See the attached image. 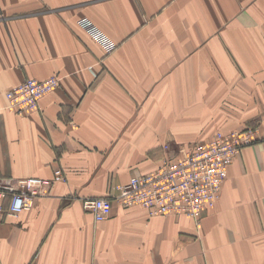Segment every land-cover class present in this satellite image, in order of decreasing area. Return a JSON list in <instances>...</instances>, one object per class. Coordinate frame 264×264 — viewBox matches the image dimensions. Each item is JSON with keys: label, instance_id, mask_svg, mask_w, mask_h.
I'll list each match as a JSON object with an SVG mask.
<instances>
[{"label": "crops", "instance_id": "0c3cea01", "mask_svg": "<svg viewBox=\"0 0 264 264\" xmlns=\"http://www.w3.org/2000/svg\"><path fill=\"white\" fill-rule=\"evenodd\" d=\"M55 76L38 111H8L7 91ZM263 116L264 0H0V180L49 182L17 215L2 202L0 264H264ZM247 128L258 140L198 225L116 200L131 177ZM90 198L111 200L105 220Z\"/></svg>", "mask_w": 264, "mask_h": 264}, {"label": "built area", "instance_id": "2783aa9c", "mask_svg": "<svg viewBox=\"0 0 264 264\" xmlns=\"http://www.w3.org/2000/svg\"><path fill=\"white\" fill-rule=\"evenodd\" d=\"M78 24L106 53L115 50V43L92 22L81 19ZM56 87L57 80L53 78L22 82L6 94L8 111L17 115L36 112L40 99ZM261 126L264 127V116ZM252 138L251 133L237 132L231 136L217 133L209 141L198 142L189 150L182 151L177 159L166 160L154 171L131 177L127 183L117 186L116 200L127 208L138 205L150 217L185 216L198 225L202 214L218 200L238 147L249 144ZM54 175L57 179L62 178L59 170ZM48 183L41 178L0 180V211L6 198H9L7 211L12 215L30 209L34 196L39 195ZM83 208L100 222L109 215L112 203L109 198H90L83 201Z\"/></svg>", "mask_w": 264, "mask_h": 264}, {"label": "rangeland", "instance_id": "374dc122", "mask_svg": "<svg viewBox=\"0 0 264 264\" xmlns=\"http://www.w3.org/2000/svg\"><path fill=\"white\" fill-rule=\"evenodd\" d=\"M51 78H53V79H55V80H57V87H58V85H59V79L55 76V77H49V78H47V79H51ZM27 80H31V78H28V79H26V80H24L23 82H25V81H27ZM32 80H36V79H32ZM46 80V79H45ZM38 81V80H37ZM43 81V80H42ZM56 87V88H57ZM55 88V89H56ZM54 89V90H55ZM10 91V90H9ZM9 91H7V93L9 92ZM6 93V94H7ZM47 95V94H46ZM45 96V95H44ZM43 96V97H44ZM7 99V98H6ZM39 110V109H38ZM38 110H36V111H38ZM26 115V114H25ZM237 132H239V133H251L252 134V141L249 143V144H247V145H244V146H240V147H238V149H237V151H236V153L234 154V156H233V158H232V161L230 162V164H229V166L232 164V162H233V160H234V158L239 154V152H240V150L243 148V147H245V146H249V145H251V144H253L254 142H256L258 139L257 138H254V136H255V133H256V131L255 130H253V129H249V128H247V129H243V130H239V131H231V132H228V133H222V132H216L215 134H217V133H221L222 135H226V136H231L232 134H236ZM215 134H214V136H215ZM212 138V137H211ZM203 141H206V140H203ZM207 141H209V139L207 140ZM200 142H202V141H200ZM225 152H227V151H225ZM180 156V155H179ZM43 188V187H42ZM117 188V187H116ZM41 193H44V191H41ZM40 193V194H41ZM39 194V195H40ZM39 195H37V196H34V199H33V204H34V200L36 199V197H38ZM33 204H32V206H33Z\"/></svg>", "mask_w": 264, "mask_h": 264}, {"label": "bare ground", "instance_id": "6f19581e", "mask_svg": "<svg viewBox=\"0 0 264 264\" xmlns=\"http://www.w3.org/2000/svg\"><path fill=\"white\" fill-rule=\"evenodd\" d=\"M107 38H108V36H107ZM7 109H8V103H7ZM11 112L14 113L13 111H11ZM261 119H262V118H261ZM260 125H261V122H260ZM261 127H262V126H261ZM263 128H264V127H263ZM167 160H169V159H167ZM216 203H217V201H216ZM216 203H215V205H216ZM215 205H214V206H215ZM135 206L139 207L138 205H135ZM214 206H213V207H214ZM213 207H212V208H213Z\"/></svg>", "mask_w": 264, "mask_h": 264}]
</instances>
